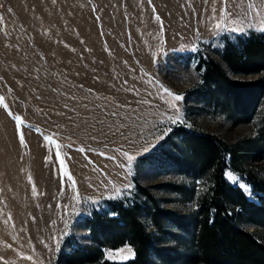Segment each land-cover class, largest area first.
Instances as JSON below:
<instances>
[{
	"label": "rangeland",
	"instance_id": "374dc122",
	"mask_svg": "<svg viewBox=\"0 0 264 264\" xmlns=\"http://www.w3.org/2000/svg\"><path fill=\"white\" fill-rule=\"evenodd\" d=\"M263 31L264 0H0V264H55L64 237L87 243L80 220L106 201L144 203L134 185L161 210L192 211L208 178L170 169L173 130L244 148L261 115L233 123L202 104L192 55L218 60L223 38ZM239 169L264 181L263 159ZM224 178L253 200L243 175ZM244 228L264 243V228Z\"/></svg>",
	"mask_w": 264,
	"mask_h": 264
},
{
	"label": "trees",
	"instance_id": "16d2710c",
	"mask_svg": "<svg viewBox=\"0 0 264 264\" xmlns=\"http://www.w3.org/2000/svg\"><path fill=\"white\" fill-rule=\"evenodd\" d=\"M222 41L218 60L198 52L192 55L199 71L197 98L233 123H249L261 108L255 140L240 148L208 133L174 129L179 146L175 155L166 156L170 169L193 180L208 178L193 210L186 215L161 210L147 191L134 185L146 201H106L104 211L80 220L87 243L64 237L55 264H264V243L244 228H264V181L239 169L245 158L264 160V31ZM231 75L253 78L242 81ZM226 170L244 176L253 200L224 178ZM141 217L149 221L152 233L145 230ZM124 245L132 250L129 260H103L104 249Z\"/></svg>",
	"mask_w": 264,
	"mask_h": 264
},
{
	"label": "snow or ice",
	"instance_id": "6c2138e0",
	"mask_svg": "<svg viewBox=\"0 0 264 264\" xmlns=\"http://www.w3.org/2000/svg\"><path fill=\"white\" fill-rule=\"evenodd\" d=\"M217 27H221V26L220 25H217ZM169 95H172L173 98H174V100H176V101H180L182 99V97L180 95H178V94L169 93ZM129 159H131V157H129ZM241 187H243V185H241ZM128 251L131 252V249L129 248Z\"/></svg>",
	"mask_w": 264,
	"mask_h": 264
}]
</instances>
